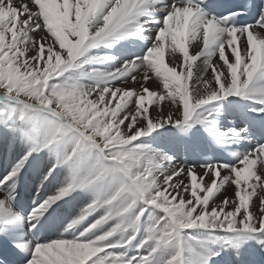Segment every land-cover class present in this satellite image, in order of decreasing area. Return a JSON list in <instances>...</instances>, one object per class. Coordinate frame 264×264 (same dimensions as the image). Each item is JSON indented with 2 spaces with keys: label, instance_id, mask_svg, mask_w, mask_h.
Segmentation results:
<instances>
[{
  "label": "snow or ice",
  "instance_id": "snow-or-ice-1",
  "mask_svg": "<svg viewBox=\"0 0 264 264\" xmlns=\"http://www.w3.org/2000/svg\"><path fill=\"white\" fill-rule=\"evenodd\" d=\"M0 264H264V0H0Z\"/></svg>",
  "mask_w": 264,
  "mask_h": 264
}]
</instances>
